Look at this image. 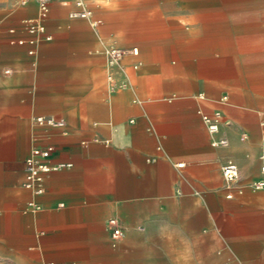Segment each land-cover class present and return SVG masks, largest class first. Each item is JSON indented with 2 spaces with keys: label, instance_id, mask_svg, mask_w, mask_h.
Returning a JSON list of instances; mask_svg holds the SVG:
<instances>
[{
  "label": "crops",
  "instance_id": "0c3cea01",
  "mask_svg": "<svg viewBox=\"0 0 264 264\" xmlns=\"http://www.w3.org/2000/svg\"><path fill=\"white\" fill-rule=\"evenodd\" d=\"M15 1L0 0V264H222L229 245L264 264V188L250 186L261 177L264 45L244 27L259 3L87 0L91 26L68 17L74 0H50L51 39L29 54L22 20L37 6ZM107 45L138 48L127 72L105 64ZM199 111L218 113L216 133ZM36 115L63 118L66 133ZM33 135L54 145L51 162L71 163L46 173L36 197L22 186ZM221 137L226 146L213 144ZM226 160L238 185L223 180ZM31 198L39 209L20 211ZM109 217L124 227L119 246Z\"/></svg>",
  "mask_w": 264,
  "mask_h": 264
},
{
  "label": "built area",
  "instance_id": "2783aa9c",
  "mask_svg": "<svg viewBox=\"0 0 264 264\" xmlns=\"http://www.w3.org/2000/svg\"><path fill=\"white\" fill-rule=\"evenodd\" d=\"M31 0H16L17 4L25 5ZM36 3L37 12L34 17L23 19L22 23L27 33L30 34L28 42L32 45V48L28 50L29 54L35 53V46L43 41L50 40L51 36L46 32L45 20L47 19L49 13L50 0H32ZM68 17L75 19H85L89 22L91 26H96L99 23V19L93 17V10L89 7L87 0H74V7L68 12ZM12 31V29H11ZM22 44L24 39L19 38L12 40ZM101 54L104 57V62L107 66L119 65L123 69L122 59L125 55H138V48L136 46L132 47H118L116 45H107L101 49ZM138 62L131 64L132 69L138 67ZM7 71V70H5ZM127 72V70H126ZM118 85L121 87L125 86L124 83L120 82ZM201 115L202 122L204 123L207 131L214 134L219 128V115L218 113H213V115H208L199 111ZM33 122L36 126H46L52 128H58L63 133L65 121L61 117H56L53 115H36L33 117ZM213 144H220L226 146L228 144L227 139L221 137L213 142ZM55 147L51 143L43 142V138L39 135H33L31 138V146L28 153L23 160V180L22 186L27 189L33 197L41 195L44 191L43 180L44 175L50 171H55L71 166L70 162L66 161H55L51 162L50 157ZM259 161V172L261 177L256 180H252L250 186L252 189H262L264 188V143L258 153ZM221 174L224 182L228 186L238 185L239 183V171L237 165L232 160H226L221 164L220 167ZM238 191H241V187H237ZM231 193L227 194L230 197ZM39 209V205L36 203L34 198L28 199L25 207L21 208L20 211H36ZM106 230L108 232L111 245L115 246L119 239L124 234V227L120 220L116 217H109L105 223ZM141 229V228H140ZM43 264H60L55 261H45Z\"/></svg>",
  "mask_w": 264,
  "mask_h": 264
},
{
  "label": "rangeland",
  "instance_id": "374dc122",
  "mask_svg": "<svg viewBox=\"0 0 264 264\" xmlns=\"http://www.w3.org/2000/svg\"><path fill=\"white\" fill-rule=\"evenodd\" d=\"M256 1L259 3L258 5L255 6V9L259 13V18H254L251 21H245L244 27L251 26L254 29H256V31L258 32L257 39L261 45H264V0H256ZM15 3H16V1H15ZM244 38H246V37H244ZM124 68L127 70L126 66H124ZM30 134H31V130L28 132V142H29ZM118 242H119V244H118V246H119L122 241L119 240ZM238 254L239 253L237 252V250H235L234 247L229 245L228 258L223 260L222 264H251L252 261H250V260L246 261V260H242V259H235L232 257V256L236 257ZM156 262H158V261H156ZM159 263L160 262H158L156 264H159ZM160 264H162V262Z\"/></svg>",
  "mask_w": 264,
  "mask_h": 264
},
{
  "label": "bare ground",
  "instance_id": "6f19581e",
  "mask_svg": "<svg viewBox=\"0 0 264 264\" xmlns=\"http://www.w3.org/2000/svg\"><path fill=\"white\" fill-rule=\"evenodd\" d=\"M216 141V140H213V142Z\"/></svg>",
  "mask_w": 264,
  "mask_h": 264
}]
</instances>
